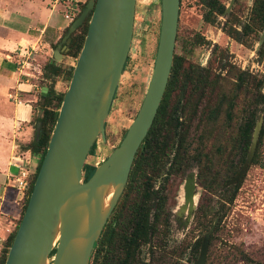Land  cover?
<instances>
[{
    "label": "water",
    "instance_id": "water-1",
    "mask_svg": "<svg viewBox=\"0 0 264 264\" xmlns=\"http://www.w3.org/2000/svg\"><path fill=\"white\" fill-rule=\"evenodd\" d=\"M136 1L88 0L54 47L52 61L57 65L66 58L71 35L89 19L46 152L4 264L90 263L94 245L124 191L136 154L153 125L174 61L180 0H160L158 44L144 98L119 145L102 157L98 147L95 148L99 138L106 146L105 123L129 53ZM233 3L231 0L226 13ZM263 42L264 28L256 51ZM40 127L38 122L36 139ZM261 127L262 117L255 124L242 167L223 189L235 185L246 173ZM86 167L94 171L84 181ZM195 182L196 173L192 171L184 181L183 201L174 211L176 215L186 212L190 215L196 208ZM217 221L204 234L192 264H206L209 239Z\"/></svg>",
    "mask_w": 264,
    "mask_h": 264
},
{
    "label": "trees",
    "instance_id": "trees-1",
    "mask_svg": "<svg viewBox=\"0 0 264 264\" xmlns=\"http://www.w3.org/2000/svg\"><path fill=\"white\" fill-rule=\"evenodd\" d=\"M85 4H69L67 13L73 15L75 19ZM207 8L203 19L210 24L215 22L217 15L224 12V5L218 0H210ZM88 22L89 19L71 35L66 56L78 57ZM237 24L238 20L230 15L224 24V32L237 43L247 48L252 47L251 34L255 30L262 31L264 28V0H253L249 20L241 26L240 30L237 29ZM197 43H201V40ZM257 54L260 59H264V42ZM182 65L183 61L175 55L160 107L152 127L136 154L127 184L117 205L122 198L125 203L113 222L109 224L107 221L98 242L94 245L91 264H169L159 251L152 252L148 260L142 257V248L152 244L153 240L156 243L161 241V238L167 235L171 225V212L167 207V197L162 189H155L154 181L160 176L166 180L171 175L185 173L193 163L198 167L197 179L202 187L212 195L220 191L218 209L202 205L197 209L195 217L202 221L201 225H209L207 229V226H204L206 232L209 231L216 218L220 222L226 214V205L233 203L244 175L233 186L223 189V185L238 172V165L234 162L236 156L240 158L239 161L243 165L251 144L253 129L258 119L262 117V127L252 159V163H258L259 149L264 140V74L248 75L247 72L236 70L231 65L222 66L223 71L227 69V72L234 77L230 94L226 96V93H222L221 90L222 83L214 78L208 68H201L191 63L187 66ZM43 68V78L48 81V84L45 85L46 94H41L37 103L41 108V116L37 119V122L41 123L39 138L36 139L34 136V139L23 147L25 151L37 155L39 161L24 197L21 217L46 152L47 143L57 119V110L63 97V93L55 90V79L65 73L64 77L70 81L72 74V71L64 72L61 66L55 65L52 60ZM218 78H221L220 74ZM176 92L181 97L178 98L177 106L172 107L171 101ZM211 95H214L217 103L207 102ZM202 102H204L203 105H201ZM237 109L241 112V123L235 134H230L225 138L226 143L222 149H219V160H213L203 151L202 143L207 135L206 123L209 119L213 120L224 112L225 122L232 125ZM195 121V126L200 129L198 139H200L201 146L194 150L189 135L190 128ZM92 150L93 147L90 153ZM93 171L94 168L87 169L84 181L89 179ZM117 205L114 209H117ZM19 223L20 220L3 244L0 251V264L5 262ZM216 231H218L217 227L213 233ZM213 233L209 239V246L215 240ZM200 244L201 240H198L194 245V254L198 253ZM233 249H235V254L227 260L229 264L235 261L255 264L242 249L238 247H233Z\"/></svg>",
    "mask_w": 264,
    "mask_h": 264
},
{
    "label": "rangeland",
    "instance_id": "rangeland-1",
    "mask_svg": "<svg viewBox=\"0 0 264 264\" xmlns=\"http://www.w3.org/2000/svg\"><path fill=\"white\" fill-rule=\"evenodd\" d=\"M218 1L225 8L229 7L231 2V0ZM252 3L253 0H234L230 7V15H233L241 26L249 20ZM207 4L208 0H181L175 54L183 58V66L191 63L208 68L214 78L222 83V93H226L227 96L230 94L234 77L227 72V69L222 71V66L231 65L236 70L247 72L248 75L259 76L264 74V59H260L256 53L257 42L262 31L255 30L251 34L253 44L252 47L247 48L222 32L224 19L221 17L218 16L212 25L204 21L203 18L208 9ZM160 22V0L136 1L129 53L105 123L106 146L102 145L99 138V143L95 148L98 147L102 157L107 156L119 145L141 106L154 66ZM200 37L204 38L206 42L210 40V44L198 45L197 42H199ZM76 59L73 56H68L59 66L64 72L73 71ZM43 67L40 68L41 72L38 75L41 79L43 78ZM219 74L222 79L218 78ZM64 76L65 73L60 78L55 79L57 92L64 93L68 87L69 80ZM42 82L48 84V81L43 80ZM177 94L178 92L171 101L172 107L177 106L178 98L181 97ZM207 102L215 103L214 95H211ZM203 104L204 102L201 103V105ZM0 108L7 110L1 106ZM235 114L232 125L225 122L224 112L213 120L209 119L206 123L207 135L206 140L202 143L203 151L213 160H219V149H222L226 143L225 138L230 134H235L238 125L241 123L240 110L237 109ZM195 123L196 121L190 128L189 135L194 150L201 146L200 139H198L200 129L195 126ZM93 157H90L89 162ZM234 159L238 165L237 170H239L242 167L240 158L236 156ZM87 169L89 167H86V173ZM190 171L196 173V208L190 215L188 212L185 213L187 223L186 227L183 228L174 211L182 204L183 185L186 175ZM197 173L198 167L193 163L185 173L171 175L166 180L160 176L154 181L155 189H162L167 197V207L171 212V225L167 235L161 238V241L156 243L153 240L152 244L142 248L143 258L148 260L152 252L159 251L165 256L169 264H192L196 260L199 249L198 253L194 254L193 247L207 233L204 228L209 227V225H201L202 221L196 219V211L202 205L213 207L215 210L220 205V191L212 195L202 187L197 179ZM121 200L117 209H114L110 215L109 224L120 214L125 203L123 198ZM216 219L218 220V218ZM215 227L218 228V231L213 233L215 240L208 247L206 264H229L227 260L234 257L235 254L233 247L242 249L255 264H264V140L259 149L258 163L254 164L251 161L233 203L226 205V214L220 222L217 221ZM91 263L90 260L89 264ZM232 264L244 263L235 261Z\"/></svg>",
    "mask_w": 264,
    "mask_h": 264
},
{
    "label": "crops",
    "instance_id": "crops-1",
    "mask_svg": "<svg viewBox=\"0 0 264 264\" xmlns=\"http://www.w3.org/2000/svg\"><path fill=\"white\" fill-rule=\"evenodd\" d=\"M67 10L66 0H0V106L7 109L0 108V251L21 219L26 194L14 179L25 167L31 180L39 161L23 147L34 139L37 103L47 88L27 63L37 69L52 60L53 45L69 26Z\"/></svg>",
    "mask_w": 264,
    "mask_h": 264
},
{
    "label": "built area",
    "instance_id": "built-area-1",
    "mask_svg": "<svg viewBox=\"0 0 264 264\" xmlns=\"http://www.w3.org/2000/svg\"><path fill=\"white\" fill-rule=\"evenodd\" d=\"M66 1H67V5L71 4V0H66ZM65 18L67 19L69 24L74 20L73 15L69 13L65 14ZM27 64L29 66L28 69L31 68L33 71H37L40 74L41 71L39 67L35 69V67L32 66L30 63H27ZM22 66H24V63L21 64V68ZM14 181H15L16 188L18 190H20L21 192H27L29 188V184H30L28 169H26L25 167L20 168L19 175L14 179Z\"/></svg>",
    "mask_w": 264,
    "mask_h": 264
},
{
    "label": "flooded vegetation",
    "instance_id": "flooded-vegetation-1",
    "mask_svg": "<svg viewBox=\"0 0 264 264\" xmlns=\"http://www.w3.org/2000/svg\"><path fill=\"white\" fill-rule=\"evenodd\" d=\"M208 2H210V0H208ZM220 3V2H219ZM221 4V3H220ZM223 5V4H222ZM233 5V4H232ZM180 6H181V0H180ZM252 7V6H251ZM228 8V7H227ZM227 8H225V6H224V12L221 14V15H217V18H218V16L219 17H221L222 19H224V22H223V26H222V28H221V30H222V32L223 33H225L224 32V30H223V27H224V24L226 23V20L229 18V16H230V12L229 13H226V9ZM179 13H180V10H179ZM216 18V19H217ZM178 23H179V20H178ZM208 24H210V23H208ZM213 23H211L210 25H212ZM237 29H241V25H238V27H237ZM226 34V33H225ZM177 35H178V30H177ZM227 35V34H226ZM200 40H201V43H197L198 45H200V44H203V43H208V44H210V40H207V42L204 40V38H201L200 37ZM199 40V41H200ZM176 43H177V38H176ZM175 47H176V44H175ZM258 51H256V53H257ZM176 54L174 53V56H175ZM258 55V54H257ZM179 59H181L182 61H183V58L182 57H180V56H177ZM183 66V65H182ZM199 66V65H198ZM199 67H201V68H204L203 66H199ZM221 70H222V67H221ZM223 71V70H222ZM190 172H192V171H190ZM190 172H188L187 173V175L190 173ZM187 175H186V177H187ZM236 175V174H235ZM186 179V178H185ZM196 183V182H195ZM196 193V192H195ZM170 219H171V217H170ZM177 220H179V222H180V224H182V227L183 228H185L186 227V223H187V215H185V213L184 214H181V215H177ZM170 224H171V222H170Z\"/></svg>",
    "mask_w": 264,
    "mask_h": 264
}]
</instances>
